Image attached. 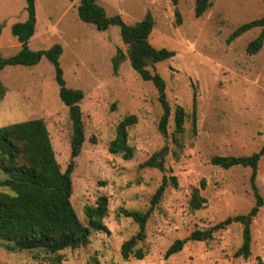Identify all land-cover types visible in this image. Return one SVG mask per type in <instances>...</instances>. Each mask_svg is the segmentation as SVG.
<instances>
[{"label": "rangeland", "instance_id": "374dc122", "mask_svg": "<svg viewBox=\"0 0 264 264\" xmlns=\"http://www.w3.org/2000/svg\"><path fill=\"white\" fill-rule=\"evenodd\" d=\"M78 3L35 0L37 31L27 46L42 50L59 44L65 86L83 92L84 142L74 158L70 200L80 221L87 224L85 207L105 195L103 222L108 232L92 231L86 246L60 251L58 261L42 252L10 249L11 242L0 239V264H256L258 257L264 262V155L254 179L263 204L250 224L249 256H234L242 243L240 223L213 232L207 241H187L179 252L164 256L174 240L229 216L246 214L256 204L249 167L224 169L210 159L247 156L264 145V41L255 54L246 52L260 28L227 41L237 26L264 16V0H211L199 17L194 15L195 0H177L176 5L170 0H96L107 16L118 14L127 24L149 12L154 19L149 43L174 51L171 58L154 65L165 81L171 107L166 138L157 128L162 113L157 90L130 66L119 27L99 31L81 21ZM175 10L180 13L179 23ZM25 19V0H0L1 57L19 51L11 25ZM0 80L5 88L0 126L42 118L64 171L72 129L51 62L42 57L31 66L6 65L0 69ZM176 105L185 111L181 133L174 131ZM129 114L137 120L127 129L132 157L126 159L122 153L110 152L108 145L117 123ZM164 145L163 169L147 166L145 162ZM164 176L176 177L177 185L166 187L147 220L145 238L135 246L144 257L124 260L121 244L137 232L138 225L120 209L146 210ZM0 177H5L1 169ZM195 187L206 204L191 211L188 201ZM0 191L10 190L0 187Z\"/></svg>", "mask_w": 264, "mask_h": 264}, {"label": "trees", "instance_id": "16d2710c", "mask_svg": "<svg viewBox=\"0 0 264 264\" xmlns=\"http://www.w3.org/2000/svg\"><path fill=\"white\" fill-rule=\"evenodd\" d=\"M73 1V0H68ZM173 5L177 0H170ZM211 5V0H195L194 15L201 16ZM26 19L11 25V34L20 43L17 53L9 57L0 56V69L6 65L31 66L45 57L54 67V79L59 86L58 95L68 109L71 122L70 159L64 171L59 163L50 142L49 134L42 118L18 121L0 126V169L5 177H0V187H7L10 191H0V239L11 242L10 249L29 250L52 255L54 261L60 260L59 252L65 249H75L86 246L92 231H105L108 228L103 222L107 212V197H97L94 205L85 207L87 224L78 218L72 204V179L74 158L81 151L84 142V125L80 102L83 92L65 86L62 70L58 58L62 48L54 44L47 49L30 50L27 46L29 39L35 33L36 12L35 0H25ZM77 14L81 21L92 24L97 30L105 31L110 25H117L122 42L126 45V54L132 69L145 81H151L158 93V101L162 113L158 120V131L166 138L167 124L171 107L166 99L165 81L155 71V63L167 60L174 55V51L166 48H155L148 37L153 28L154 19L147 12L143 18L133 24L125 23L120 15L107 16L104 9L96 0H79ZM176 21L180 22V13L174 12ZM259 27L258 35L246 45L248 54H255L264 41V16L255 18L237 26L229 35L230 42L242 33ZM2 25L0 24V34ZM116 62V60H114ZM115 65L117 64L114 63ZM5 95V88L0 80V100ZM174 131L183 132L185 111L182 106L174 107ZM136 116H124L116 125L115 136L109 142L108 150L112 153H122L123 157H132V148L127 142V129L136 123ZM195 115L193 111V121ZM167 151L164 145L158 153L148 159L145 164L150 167L163 169L162 161ZM264 155V145L247 156L214 155L210 162L213 165L227 169L233 166L249 167L250 184L255 196V205L246 214L229 216L206 229H194L184 238L174 240L166 249L164 256L168 257L179 252L187 241H207L213 232L225 229L232 223L242 225V243L234 252V256L247 258L250 254V224L263 204L261 195L257 192L254 179L257 164ZM204 180H201L203 187ZM168 185H177L176 177H163L159 186L150 198L146 210L120 209L125 217H130L138 225L137 232L122 242L120 254L124 260L130 257L141 259L144 251L135 248L137 242L145 238L147 220L154 207L161 200ZM206 198L197 187L193 188L188 201L189 210H198L205 206ZM256 264H264L258 257Z\"/></svg>", "mask_w": 264, "mask_h": 264}, {"label": "crops", "instance_id": "0c3cea01", "mask_svg": "<svg viewBox=\"0 0 264 264\" xmlns=\"http://www.w3.org/2000/svg\"><path fill=\"white\" fill-rule=\"evenodd\" d=\"M73 1H74V0H73ZM73 1H72V2H73ZM26 16H27V13H26ZM21 18H23V16H21ZM21 18H20V19H21ZM36 31H37V29H36V25H35V33H36ZM35 33H34V35H35ZM34 35H33V36H34ZM33 36H32V37H33ZM32 37H31V38H32Z\"/></svg>", "mask_w": 264, "mask_h": 264}]
</instances>
